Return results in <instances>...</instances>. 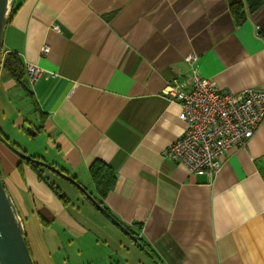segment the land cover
<instances>
[{"label":"crops","instance_id":"obj_1","mask_svg":"<svg viewBox=\"0 0 264 264\" xmlns=\"http://www.w3.org/2000/svg\"><path fill=\"white\" fill-rule=\"evenodd\" d=\"M239 1L26 0L5 29L4 52L43 71L30 90L50 163L92 193L89 166H110L116 187L104 205L132 231L142 225L138 237L162 264H264V118L244 146L225 151L212 183L163 155L184 129L163 92L190 74L189 56L221 91L264 90V5L236 26L228 10ZM1 78L6 91L15 86ZM20 178V195L4 186L36 203L49 264L96 262L66 252L81 239L94 246L93 225L107 230L93 209L84 226L30 168Z\"/></svg>","mask_w":264,"mask_h":264},{"label":"rangeland","instance_id":"obj_2","mask_svg":"<svg viewBox=\"0 0 264 264\" xmlns=\"http://www.w3.org/2000/svg\"><path fill=\"white\" fill-rule=\"evenodd\" d=\"M8 33L9 30L4 35L2 52L8 47L10 39ZM2 75L4 73L0 71V132L11 145L27 156L41 158L44 162L51 164L49 158L54 154L53 145L42 133L34 134V128L40 127L41 120L34 110L32 101L18 87L14 86L6 91L4 78H1ZM0 155L4 159H8L6 168L0 166L2 182L6 186L5 180L8 179L10 183L16 185V190L19 191L18 194L20 195L23 189L20 188L18 181H21L22 175L16 166L21 163L22 169L26 168L28 167L26 161L4 145L1 139ZM43 173L59 187L61 194L68 198L67 210L70 214L77 216L78 220L84 223L85 218L83 216L87 213L84 209L92 210L93 208L83 201L78 191L70 183L51 174L49 170H45ZM82 186L90 190L89 187ZM8 192L18 216L22 218V225L34 264H39V261H45L49 264L48 252L43 244L40 223L37 219L36 203L29 196L24 195L25 204H21L18 201L20 196L16 197L13 189H9ZM82 205H84L83 209ZM92 211L97 215L99 224L106 225L107 230L103 231L99 226L93 225L92 231H88L86 235L92 239L94 246L88 247L83 239L77 240L69 249H66L67 253H71L74 257L78 255L77 252L81 251L79 259L82 262L96 261L93 264H127V262L128 264H154L143 250L135 246L128 249L131 245L129 236L124 235L119 228L94 209ZM126 244L128 245L125 246ZM53 260L52 262H54Z\"/></svg>","mask_w":264,"mask_h":264},{"label":"built area","instance_id":"obj_3","mask_svg":"<svg viewBox=\"0 0 264 264\" xmlns=\"http://www.w3.org/2000/svg\"><path fill=\"white\" fill-rule=\"evenodd\" d=\"M53 29L60 33L58 26ZM44 45L40 54L47 55ZM197 57L187 62L190 74L172 80L163 96L179 106L177 120L184 124L183 134L163 151L164 157L181 165L193 176H205L209 183L219 174L221 156L231 147L244 146L264 118V90L245 89L240 92L221 91L202 78L194 66ZM33 84L42 75L35 65L26 66Z\"/></svg>","mask_w":264,"mask_h":264},{"label":"trees","instance_id":"obj_4","mask_svg":"<svg viewBox=\"0 0 264 264\" xmlns=\"http://www.w3.org/2000/svg\"><path fill=\"white\" fill-rule=\"evenodd\" d=\"M25 1L26 0H16L15 5L11 11V14H10V20H11L12 16L18 10L21 3H24ZM263 5H264V0H243V2L239 1V2H235V3L230 4L228 13L231 16V18L234 20L236 26H240V25L244 24V22L247 20L248 15L253 14L255 11H257ZM0 71H2L5 75H7V77H9L15 83V86L18 87L19 90L22 93H24L29 98V100L32 101L34 110H35L36 114L39 116V114H41V113L36 108L35 102L32 99V92L30 90V83H29V80L27 77L26 66L23 64L19 55L16 54L15 52H8V53L2 52V62H1ZM39 128H34V131L36 134L39 132ZM0 136L5 138L1 132H0ZM34 158H36V157H34ZM36 159L42 160L41 158H36ZM42 161H44V160H42ZM26 165L36 174L37 180L39 182L43 183L62 202L64 207H67L68 203H69L68 198L65 195H62L59 187L53 181H51V179L48 176H46L43 173V171H45L46 169L39 166V165L33 164L31 162H26ZM51 165H53V164H51ZM53 166H55V165H53ZM16 167H17V170H19L20 174L22 175L21 163H18ZM55 167L58 168L57 166H55ZM58 169H60V168H58ZM60 170L64 173H66V171H64L62 169H60ZM50 173L53 174L52 172H50ZM88 174H89L90 179H91L93 186H94V192L93 193L89 192V193L98 202V204H100L102 206V208L108 214H110L113 218H115L109 212V210L107 209V207L104 205V202H103L104 199L106 198V196L110 192L114 191V189L116 187V180L117 179H116V175H115L114 170L110 166H108V165H106L100 161H93L88 168ZM53 175H55V174H53ZM78 193L80 194L83 201H85L89 206H91L97 213L102 215L99 211H97V209H95V207L90 203V201H88V199H86L79 191H78ZM102 216H104V215H102ZM115 220H117V219L115 218ZM38 221H39V223H43V219H41V217H39V216H38ZM118 222L121 223L120 221H118ZM121 225L124 226L128 232H130L132 235H134L138 241H140L146 248H148V250L151 253H153L158 258V256L149 247V245L145 244L143 242V240H141V238L138 237V232L142 228L141 224L135 225L137 232L132 231L130 229V227H128L127 225H125L123 223H121ZM123 234L126 235L125 233H123ZM130 241H131V239H130ZM25 242H26V245L28 247L26 237H25ZM133 245L136 248L140 249L139 246H137L134 242H133ZM28 249H29V247H28ZM140 250H142V249H140Z\"/></svg>","mask_w":264,"mask_h":264},{"label":"water","instance_id":"obj_5","mask_svg":"<svg viewBox=\"0 0 264 264\" xmlns=\"http://www.w3.org/2000/svg\"><path fill=\"white\" fill-rule=\"evenodd\" d=\"M16 0H0V68L2 62V46L6 26L10 20L11 11ZM36 134V133H34ZM1 141L18 154L26 162L39 165L49 170L56 176L70 183L77 191H79L90 203L104 215L115 227L119 228L123 233L130 237L140 249H142L154 264H162L134 235L128 232L115 218L108 214L100 204L92 197V195L76 180L62 172L55 166L48 164L34 157H29L15 146L11 145L5 138L0 136ZM0 264H34L30 251L25 242V232L22 222L17 214L15 205L6 190L0 176Z\"/></svg>","mask_w":264,"mask_h":264}]
</instances>
